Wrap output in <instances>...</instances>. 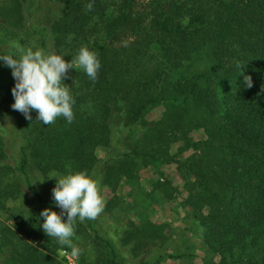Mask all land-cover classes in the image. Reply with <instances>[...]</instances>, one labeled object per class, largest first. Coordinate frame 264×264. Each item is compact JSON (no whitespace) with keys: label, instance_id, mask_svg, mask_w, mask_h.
<instances>
[{"label":"trees","instance_id":"obj_1","mask_svg":"<svg viewBox=\"0 0 264 264\" xmlns=\"http://www.w3.org/2000/svg\"><path fill=\"white\" fill-rule=\"evenodd\" d=\"M50 1L47 26L35 29L37 2L3 0L4 38L18 37L6 18L14 19L11 25L23 20L26 32L41 35L45 52L71 62L87 46L101 69L95 82L82 69L69 70L65 83L76 100L71 124L44 125L36 111L31 121L19 112L13 127L24 140L16 160L8 151L14 113L0 118V264H62L63 247L45 234L41 216L61 209L37 190L35 175L86 171L114 191L122 182L140 186L141 169L170 163L186 191L182 205L201 227V264H264V0ZM237 64L252 77L250 89ZM15 83L0 61V111L13 110ZM159 107L160 116L149 118ZM193 131L202 137L193 138ZM98 147L115 155L98 159ZM151 186L166 191L171 183ZM20 198L24 205H8ZM91 222L77 221L76 232L92 229V240L115 257ZM137 229L146 239L166 235L163 225Z\"/></svg>","mask_w":264,"mask_h":264},{"label":"rangeland","instance_id":"obj_2","mask_svg":"<svg viewBox=\"0 0 264 264\" xmlns=\"http://www.w3.org/2000/svg\"><path fill=\"white\" fill-rule=\"evenodd\" d=\"M3 0H0V4ZM35 9L31 11V23L35 29H41L47 26L46 18L49 11L54 8V3L50 0H29ZM56 8V7H55ZM31 14V15H32ZM6 24L18 34V37L24 38V43L20 44L18 37L4 38L0 32V50L10 49L16 53L19 49L32 48L34 51L42 49L39 44V36L30 31L26 32L27 26L22 23L11 25L12 17L6 18ZM0 118L9 112L11 116V148L8 150L15 160L18 155V147L23 142V136L17 130L16 124L19 122V112L10 110L9 106H2ZM162 108L154 109L149 118H158ZM10 125V124H9ZM15 126V127H13ZM193 138L202 137L201 131H193ZM176 146V145H175ZM175 146L171 152L175 151ZM98 159L105 160L115 155L114 152L106 154L104 149L98 147L95 151ZM156 171V173H155ZM61 174L53 173L47 177L35 175L32 179L37 190L45 197H53L52 190L56 187V179ZM66 176V175H65ZM140 186L126 185L122 182L116 190H111L108 186H103V197L106 203L105 211L96 220L92 221V227L101 237L108 240L115 248L116 256L110 248L101 242H94L92 235L94 231L90 229L87 235L75 231L73 243L82 250L78 257L70 255V248H61L57 251V258L62 264H201L204 247L201 242V234L196 229L199 222L193 218L192 212L188 207L182 205L186 191L182 187L183 181L176 169L175 163L159 165L156 168H144L139 171ZM44 181V182H43ZM170 182L166 191L163 189H154L151 185L154 182ZM42 182V183H41ZM163 186V185H162ZM164 188V187H163ZM166 192L173 195L172 198L166 196ZM28 194V199L32 196ZM31 202V201H30ZM9 206L24 205L20 199L10 200ZM26 205V203H25ZM5 220L3 213H0V223ZM8 222V221H7ZM163 225L165 232L164 239L150 238L146 239L144 235H139L137 227L146 226V224ZM125 226H129V234H125ZM201 228V227H200ZM136 230V231H135ZM138 233V237L135 233ZM69 257H65V254Z\"/></svg>","mask_w":264,"mask_h":264},{"label":"clouds","instance_id":"obj_3","mask_svg":"<svg viewBox=\"0 0 264 264\" xmlns=\"http://www.w3.org/2000/svg\"><path fill=\"white\" fill-rule=\"evenodd\" d=\"M92 9L93 4L89 3L87 11ZM0 61L12 70L16 81L12 89L15 100L13 110L22 113L30 121L31 113L36 111L37 120L44 125H54L60 119L69 124L75 120L76 100L71 87L65 83L69 70L82 69L95 82L101 69L97 54L87 46L81 47L71 62L55 52H45L43 49L34 51L32 48H21L16 53L0 55ZM237 67L242 70L244 86L249 89L253 87L252 77L244 75L242 65L237 64ZM51 179L57 181L52 194L61 212L49 208L41 213L44 218L43 231L56 239L61 247L70 248L72 257H78L82 250L73 243L77 221H94L105 211L101 182L86 171Z\"/></svg>","mask_w":264,"mask_h":264},{"label":"crops","instance_id":"obj_4","mask_svg":"<svg viewBox=\"0 0 264 264\" xmlns=\"http://www.w3.org/2000/svg\"><path fill=\"white\" fill-rule=\"evenodd\" d=\"M192 216V215H191ZM197 226H196V229L200 232V234H201V228H200V226H199V224H196ZM201 242H202V244H203V247H204V243H203V240H202V236H201ZM203 253H204V251H203Z\"/></svg>","mask_w":264,"mask_h":264},{"label":"built area","instance_id":"obj_5","mask_svg":"<svg viewBox=\"0 0 264 264\" xmlns=\"http://www.w3.org/2000/svg\"><path fill=\"white\" fill-rule=\"evenodd\" d=\"M63 253L65 254V251H63L62 254H63ZM65 257H69L68 254H65Z\"/></svg>","mask_w":264,"mask_h":264}]
</instances>
